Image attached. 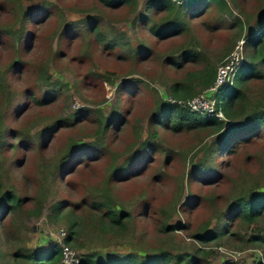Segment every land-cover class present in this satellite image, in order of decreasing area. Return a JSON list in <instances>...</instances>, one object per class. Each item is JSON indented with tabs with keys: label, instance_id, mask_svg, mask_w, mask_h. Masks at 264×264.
Segmentation results:
<instances>
[{
	"label": "rangeland",
	"instance_id": "rangeland-1",
	"mask_svg": "<svg viewBox=\"0 0 264 264\" xmlns=\"http://www.w3.org/2000/svg\"><path fill=\"white\" fill-rule=\"evenodd\" d=\"M148 1L108 7L100 0H0V135L6 146L17 143L20 133L40 132L44 141L32 150L20 143L24 149L6 147L0 156L3 189L42 204L38 216L27 217L26 204L12 219L20 231L17 241H6L10 231L0 227L3 254L23 245L45 249L41 217L72 232L68 243L81 258L96 252L188 253L201 244L192 235L205 223L214 226L237 183L264 187V137L214 152L218 135L208 128L173 132L152 118L158 101L173 96L172 84L195 95L205 88L206 68L216 74L237 42L260 34L264 0H225L229 9L222 0H190L188 5L202 1L206 7L185 13V30L163 38L149 29L157 15ZM252 51L245 42V62ZM245 90L248 108L264 107V76L246 81ZM45 95L51 100L44 105L31 98ZM106 121L110 127L99 132ZM74 142L82 148L73 151ZM209 157L221 178L205 183L192 170L207 165ZM101 198L125 214L124 229L111 230L89 206ZM59 201L68 206L55 216ZM173 224L179 229H164ZM249 228L235 231L234 225L229 231L244 235ZM240 241L224 236L206 244L209 262L252 264L247 251L264 255ZM238 255L244 257L240 262ZM4 259L12 261L2 255L1 264Z\"/></svg>",
	"mask_w": 264,
	"mask_h": 264
},
{
	"label": "trees",
	"instance_id": "trees-1",
	"mask_svg": "<svg viewBox=\"0 0 264 264\" xmlns=\"http://www.w3.org/2000/svg\"><path fill=\"white\" fill-rule=\"evenodd\" d=\"M100 1L105 6L115 7L129 4L131 0ZM189 1L182 0L181 3H176L171 0H149L147 8H153L155 15H157L149 26L152 34L163 38L182 33L186 27L185 13L190 10L200 12L203 7H206L205 2L200 1L193 5H188ZM220 2L223 4L224 9H229L225 0ZM196 4L197 6L194 9ZM259 29L261 30L259 35L251 33L253 35H249L248 40L246 38L245 42L247 46L253 49L252 53L247 57L248 61L245 62L243 57V62L235 75H233L226 85L220 88L218 98H220L221 103L217 105V108L222 111L224 119L199 114L187 107L170 102L168 98L187 101L200 92L198 91L192 96L190 89H188L189 87L187 88L188 90H182L183 87L175 83L171 85V94L173 96L166 95L165 98L158 101L156 111L158 113L153 115V123L160 125L162 128L170 129L173 132L208 128L209 132L218 135L217 140L214 141V145L217 146V150H214V152L226 153L234 151L236 146L250 143L257 136L264 137V107L248 108L245 102L247 98L245 90L246 81L264 76V73L259 68V66H264V23ZM184 52H190L193 55L191 50H185ZM185 58L195 59L196 57ZM215 75L213 68H206L202 75V78H204L201 81L202 86H209L214 81ZM46 95L49 94L47 93ZM46 95L42 98H31L36 104L44 105L51 100ZM228 120L229 122L231 121V124L229 123L230 126L227 124ZM101 121L102 119H100ZM57 123L61 124L60 121ZM110 125L111 122L106 121L99 129V132L103 133ZM231 135L232 137L230 138ZM18 137L17 143H11V145L6 146L5 135H0V156L7 149L6 147H10L11 149L22 147L24 149L18 143L23 144L27 150H32L34 147L42 148L44 144V141H41L40 132L27 135L20 133ZM93 147L95 146L93 145ZM81 148V143L76 144L74 142L71 146L73 151ZM207 160V165L204 163H202L201 167L196 165L192 172L202 178V182L210 183L215 177L221 178V173L213 170L214 164H212L211 157L207 158ZM193 199L188 197L186 202L191 203ZM39 200V198L35 199L28 194L27 196L19 194L13 189H3V185L0 182V227H2V230L10 231L9 234L11 235V237L4 235L6 241H17L20 238L18 224L12 222V219L17 216L19 217L23 213L22 211L25 210L26 204L31 207V211L27 212V217L38 216L41 213L42 204ZM66 203V201L57 202L52 208V213L55 216L59 215L68 206ZM89 206L100 213V219H106L109 226H111V230L118 231L124 229L126 225L125 214L114 208L110 199L101 198L100 200L92 201ZM234 225L238 227L235 231L251 227L249 228V234L246 231L244 235L234 233L235 231H229ZM179 227L180 225L173 224L164 226V229L175 230L179 229ZM224 236H227L229 239H234V237L239 238L242 248L247 244H251L258 246L264 252V187L258 186V183H255V181L251 183V186H245L243 181L237 183L234 186L232 198L217 218L214 226L210 228L205 223L201 232H196L192 235V239L201 244L195 245L194 250L191 252L181 254L159 252L145 255L132 252L125 255H104L103 257H101L99 252H96L84 255L81 264H170L171 261L173 264H210L208 257L212 252L208 253V251H205V245ZM71 238L72 232H69L66 242H69ZM3 252L5 251H0V257L8 255L12 259L10 263L4 259L3 264H22L28 262L32 264H60L61 258L60 249L56 246H49L44 250L35 251L23 245L12 252L7 251L5 254ZM113 256H116V260L114 261H112ZM259 264L263 263L259 262Z\"/></svg>",
	"mask_w": 264,
	"mask_h": 264
},
{
	"label": "built area",
	"instance_id": "built-area-1",
	"mask_svg": "<svg viewBox=\"0 0 264 264\" xmlns=\"http://www.w3.org/2000/svg\"><path fill=\"white\" fill-rule=\"evenodd\" d=\"M172 2L181 3L182 0H171ZM245 40L241 39L234 47V50L224 59V61L216 69V75L214 81L194 97L187 101L176 100L168 98L172 103H177L181 106L187 107L193 112L199 114H205L207 116H216L220 119H224L223 113L217 108L220 104V98L218 94L220 88L226 85L233 75L237 72L243 62V45ZM38 225L42 226L43 232L49 240V246H56L60 249L61 258L60 264H81L80 253L71 247L67 238V230L65 228L52 227L45 217L39 219ZM264 264V262H263Z\"/></svg>",
	"mask_w": 264,
	"mask_h": 264
},
{
	"label": "crops",
	"instance_id": "crops-1",
	"mask_svg": "<svg viewBox=\"0 0 264 264\" xmlns=\"http://www.w3.org/2000/svg\"><path fill=\"white\" fill-rule=\"evenodd\" d=\"M39 235H43V234L39 233ZM44 237H45L44 239L47 238L46 236H44ZM47 240H48V238H47ZM42 248H48V244L46 243V245H44V247H42ZM40 250H44V249H40ZM247 252H249L248 257H249V260L252 264H259V262H262V263L264 262V255L258 249L247 251ZM243 258L244 257H242V255H238L236 260L237 261L239 260V262H240V260H242ZM227 261L234 262V260L231 258H228L225 262H227ZM210 264H211V262H210Z\"/></svg>",
	"mask_w": 264,
	"mask_h": 264
}]
</instances>
